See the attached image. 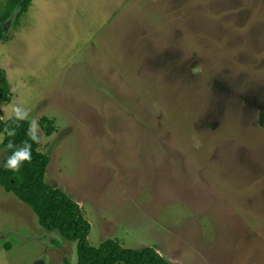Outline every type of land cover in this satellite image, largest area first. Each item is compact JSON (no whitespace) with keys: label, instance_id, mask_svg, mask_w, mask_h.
<instances>
[{"label":"rangeland","instance_id":"374dc122","mask_svg":"<svg viewBox=\"0 0 264 264\" xmlns=\"http://www.w3.org/2000/svg\"><path fill=\"white\" fill-rule=\"evenodd\" d=\"M12 20L1 115L39 134L89 244L264 264V0H33ZM66 258L76 241L0 184V264Z\"/></svg>","mask_w":264,"mask_h":264},{"label":"trees","instance_id":"16d2710c","mask_svg":"<svg viewBox=\"0 0 264 264\" xmlns=\"http://www.w3.org/2000/svg\"><path fill=\"white\" fill-rule=\"evenodd\" d=\"M32 1L7 0L0 15V40H6L3 26L12 19L13 23L18 22L30 9ZM153 41L150 39L151 44ZM202 94L203 91L201 96ZM11 97L12 90L6 71L0 66V99L9 101ZM0 133L3 134L0 141L3 148L0 184L30 206L46 229L57 230L63 237L76 241V260L73 264H173L150 246L140 249L122 246L113 238L103 239L97 245L89 244L87 234L91 224L84 216L81 206L62 188L45 181L49 156L39 150L40 136L31 129L30 121L17 116L4 119L0 112ZM51 133L52 126H48L46 134ZM28 151L30 162L28 159L19 161V171L6 167L9 158L15 153ZM64 261L65 264H70L67 258Z\"/></svg>","mask_w":264,"mask_h":264},{"label":"clouds","instance_id":"9594fccd","mask_svg":"<svg viewBox=\"0 0 264 264\" xmlns=\"http://www.w3.org/2000/svg\"><path fill=\"white\" fill-rule=\"evenodd\" d=\"M28 159L30 162V151L15 153L9 158L6 167L11 168L14 171H19V161Z\"/></svg>","mask_w":264,"mask_h":264},{"label":"water","instance_id":"95a60500","mask_svg":"<svg viewBox=\"0 0 264 264\" xmlns=\"http://www.w3.org/2000/svg\"><path fill=\"white\" fill-rule=\"evenodd\" d=\"M34 264H41V262L39 260H36Z\"/></svg>","mask_w":264,"mask_h":264}]
</instances>
